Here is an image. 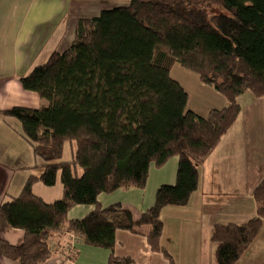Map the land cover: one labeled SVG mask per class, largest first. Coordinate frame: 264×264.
<instances>
[{"label": "trees", "instance_id": "trees-1", "mask_svg": "<svg viewBox=\"0 0 264 264\" xmlns=\"http://www.w3.org/2000/svg\"><path fill=\"white\" fill-rule=\"evenodd\" d=\"M174 64L220 93L226 107L206 117L187 111L188 96L169 75ZM19 83L48 106L14 107L0 117L20 124L41 173L0 206V231L24 233L19 247L0 240L1 255L16 264H44L54 257L48 239L66 232L109 251L107 264H132L114 257V235L149 227L150 250L175 264L161 247L160 212L188 205L198 167L236 122L237 99L246 92L264 98V0H128L77 20L70 46ZM66 143L75 149L71 161L61 162ZM173 158L175 184L160 187L137 221L121 204L98 203L100 195L144 190L150 167L161 169ZM58 175L60 200L46 204L33 194L35 183L51 188ZM253 200L255 216L246 223L213 227L216 264H236L260 235L264 178ZM77 206L93 211L69 221Z\"/></svg>", "mask_w": 264, "mask_h": 264}, {"label": "crops", "instance_id": "crops-1", "mask_svg": "<svg viewBox=\"0 0 264 264\" xmlns=\"http://www.w3.org/2000/svg\"><path fill=\"white\" fill-rule=\"evenodd\" d=\"M127 4L117 0H0V111L28 108L29 93L43 102L40 94L24 91L19 80L44 64L51 53H62L70 46L77 20L94 18L105 9ZM169 75L187 94V111L206 117L210 111L226 107L220 93L180 65L174 64ZM237 103L240 113L236 122L198 167V187L188 205L169 206L160 212L161 247L175 264H216V245L210 240L213 227L241 225L255 216L253 191L264 178V98L256 99L246 92ZM42 105L41 110L46 104ZM20 128L17 121L0 117V206L19 196L30 176L38 177L41 173L37 168L40 162L20 137ZM177 166V158L170 159L161 169L151 166L144 190L100 195L98 203L102 208L121 204L137 221L152 207L160 187L175 184ZM32 191L46 204L62 197L57 179L51 188L35 183ZM92 211V207L77 206L69 211L67 219L81 220ZM141 231H116L114 257L128 259L132 264H168L162 254L150 250L145 238L149 227ZM81 239L78 234L66 232L50 237L48 243L54 257L44 264H107L109 251L85 246ZM0 240L19 247L24 233L18 229L0 231ZM0 264L16 263L0 253ZM236 264H264V224L258 238Z\"/></svg>", "mask_w": 264, "mask_h": 264}, {"label": "rangeland", "instance_id": "rangeland-1", "mask_svg": "<svg viewBox=\"0 0 264 264\" xmlns=\"http://www.w3.org/2000/svg\"><path fill=\"white\" fill-rule=\"evenodd\" d=\"M117 1L120 2V3H123V4H127L128 3V0H117ZM105 10H107V9H105ZM28 95H31V96H28V97H30L29 98L30 99L29 100L30 103H28L29 104L28 108H32L34 110H41L40 108H43L42 107L43 106L42 103L46 104L44 109L48 106V104H47V102L45 100H42L43 102H39V100H37V98L35 96H32L34 94H30L29 93ZM74 149H75L74 145H70L69 143H66L64 145V150H63V155H62L61 162L71 161ZM57 181H59V175H58Z\"/></svg>", "mask_w": 264, "mask_h": 264}, {"label": "built area", "instance_id": "built-area-1", "mask_svg": "<svg viewBox=\"0 0 264 264\" xmlns=\"http://www.w3.org/2000/svg\"><path fill=\"white\" fill-rule=\"evenodd\" d=\"M80 237H78V239H79ZM77 240V238L75 237V238H72V245H71V248L69 249V255L71 256L72 254H73V250H74V246H75V241Z\"/></svg>", "mask_w": 264, "mask_h": 264}]
</instances>
